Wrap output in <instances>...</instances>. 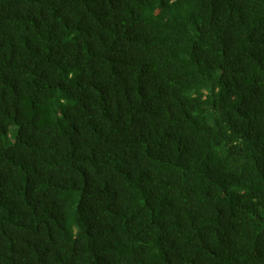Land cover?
<instances>
[{
	"label": "trees",
	"instance_id": "1",
	"mask_svg": "<svg viewBox=\"0 0 264 264\" xmlns=\"http://www.w3.org/2000/svg\"><path fill=\"white\" fill-rule=\"evenodd\" d=\"M0 264H264V0H0Z\"/></svg>",
	"mask_w": 264,
	"mask_h": 264
}]
</instances>
